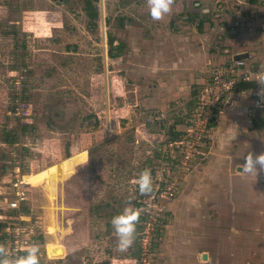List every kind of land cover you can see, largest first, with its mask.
<instances>
[{
	"label": "rangeland",
	"instance_id": "obj_1",
	"mask_svg": "<svg viewBox=\"0 0 264 264\" xmlns=\"http://www.w3.org/2000/svg\"><path fill=\"white\" fill-rule=\"evenodd\" d=\"M86 1L0 0V199L19 167L40 264H199L214 253L215 236L223 245L232 232L235 247L253 237L264 250V198L251 227L232 223L231 185L243 183L229 156L227 108L236 97L197 148L190 138L177 144L173 133L183 132L194 98L156 107L153 79L135 85L124 71L135 70V42L161 37L146 0H91L95 16ZM255 79L239 93L248 100L242 118L262 144L264 86ZM145 168L153 190L140 195L135 180ZM125 206L141 216L134 244L121 251L111 218Z\"/></svg>",
	"mask_w": 264,
	"mask_h": 264
},
{
	"label": "crops",
	"instance_id": "obj_2",
	"mask_svg": "<svg viewBox=\"0 0 264 264\" xmlns=\"http://www.w3.org/2000/svg\"><path fill=\"white\" fill-rule=\"evenodd\" d=\"M245 1L236 0L230 3V0H175L172 11L162 19L163 27L156 21L152 28L156 33L155 38L162 30L161 37H158L156 42L151 38L150 45L146 41L145 44L143 41L133 44L142 46L140 51L134 54L135 70L127 67L124 70L126 76L128 75L135 85L143 83L141 78H152L151 102L156 104V107L163 108L170 101L193 99L204 83L211 64L231 57L236 58L237 54H246L242 60L246 64L245 68L250 69L252 80L242 84L255 87L257 82L253 78L256 75L254 73H257L258 77L264 73V5L259 3L260 0H247V3ZM147 35L144 34L142 39H146ZM143 45L145 48L142 49ZM138 56L140 58H136ZM195 87L197 91L194 90L195 95L191 96ZM241 89L236 90V100L227 108L231 110L227 112L232 128L230 141L234 142L232 145H236L235 149L232 147L229 156L232 159L234 157L236 166L240 165L238 170L243 167L242 157L246 153L264 152V149L260 150L258 147H263V138L262 144L256 143L258 138L251 129L249 130V119L242 118L245 116L248 100L240 97ZM225 134L227 133L221 134L222 139H225ZM221 155H224L223 152ZM237 159L240 161L237 162ZM222 167L224 169V166ZM237 173L236 178L243 183L236 181L237 184L233 182L231 185L234 189L233 199L231 198L233 201H230L235 209L234 217L237 218L233 219L232 223H246L251 227L257 218L253 217L255 213L250 211L256 210V206L261 204L264 198V172H259L257 176L246 174L242 170ZM249 227L246 232L251 236ZM206 235L204 241L207 243L210 240H207L209 235ZM238 235L232 232L223 245L215 244V236V242L211 245L214 247V253H204L206 258H203L202 254V262L199 264H264L260 262L264 258V250L256 251L253 237L246 238V243L242 241L235 247Z\"/></svg>",
	"mask_w": 264,
	"mask_h": 264
},
{
	"label": "built area",
	"instance_id": "obj_3",
	"mask_svg": "<svg viewBox=\"0 0 264 264\" xmlns=\"http://www.w3.org/2000/svg\"><path fill=\"white\" fill-rule=\"evenodd\" d=\"M245 66L244 60L231 57L208 68L206 79L193 99L194 105L190 113L183 116V132L178 130L176 133L177 144L190 138L193 145L197 144V148L199 142L208 137L226 106L232 102L236 86L252 78L250 69ZM254 74L256 75L253 78H258V74ZM17 101L15 113L19 114L23 102L20 97H17ZM194 153L196 152L186 154L193 156ZM15 171L14 178L10 181V196L0 199V237L6 249V256L11 259L25 255L23 248L36 244L38 237L33 227L25 223L26 219H31L24 212V205L28 200V182L20 174L19 167Z\"/></svg>",
	"mask_w": 264,
	"mask_h": 264
},
{
	"label": "clouds",
	"instance_id": "obj_4",
	"mask_svg": "<svg viewBox=\"0 0 264 264\" xmlns=\"http://www.w3.org/2000/svg\"><path fill=\"white\" fill-rule=\"evenodd\" d=\"M149 14L155 21L162 20L172 11L175 0H146ZM258 83L264 86V73L259 77ZM264 92V87H262ZM234 138V137H233ZM242 171L246 174L255 175L264 172V152H248L243 157ZM140 195H146L153 190V178L151 170L143 169L135 180ZM141 212L139 209L125 206L119 214L111 218V224L117 237V247L126 251L135 242L137 225L140 221ZM25 255L15 259L7 258L4 245L0 244V264H40V249L36 244H29L23 248Z\"/></svg>",
	"mask_w": 264,
	"mask_h": 264
},
{
	"label": "trees",
	"instance_id": "obj_5",
	"mask_svg": "<svg viewBox=\"0 0 264 264\" xmlns=\"http://www.w3.org/2000/svg\"><path fill=\"white\" fill-rule=\"evenodd\" d=\"M86 2H87V8L92 10V11H90V15L95 16L96 11H95L94 5L92 4L91 0H88ZM122 47H123L122 44H120L119 46H116V48H118V50H120ZM108 52H109L110 57H116L117 56V54L112 52V48H109ZM248 86H249V84L243 85L242 83H240L238 86H236V89L237 90L241 89V87H243L242 89H244V88H247ZM175 135H176V132L173 133V136H175Z\"/></svg>",
	"mask_w": 264,
	"mask_h": 264
},
{
	"label": "water",
	"instance_id": "obj_6",
	"mask_svg": "<svg viewBox=\"0 0 264 264\" xmlns=\"http://www.w3.org/2000/svg\"><path fill=\"white\" fill-rule=\"evenodd\" d=\"M245 57H246V54H237L236 55V59H244ZM203 258H206V254H203Z\"/></svg>",
	"mask_w": 264,
	"mask_h": 264
},
{
	"label": "bare ground",
	"instance_id": "obj_7",
	"mask_svg": "<svg viewBox=\"0 0 264 264\" xmlns=\"http://www.w3.org/2000/svg\"><path fill=\"white\" fill-rule=\"evenodd\" d=\"M24 178V177H23ZM25 179V178H24ZM26 180V179H25ZM27 182V181H26ZM27 188H28V186H27Z\"/></svg>",
	"mask_w": 264,
	"mask_h": 264
}]
</instances>
